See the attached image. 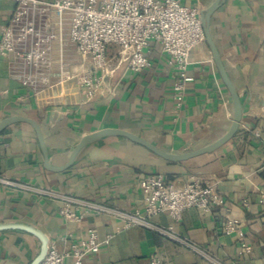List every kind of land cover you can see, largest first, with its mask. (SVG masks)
<instances>
[{
    "label": "crops",
    "instance_id": "obj_1",
    "mask_svg": "<svg viewBox=\"0 0 264 264\" xmlns=\"http://www.w3.org/2000/svg\"><path fill=\"white\" fill-rule=\"evenodd\" d=\"M51 1V0H42ZM164 1V0H159ZM216 0H181L201 14ZM15 10L12 1L0 2V29ZM211 37L242 105V120L234 138L217 151L183 163L168 162L131 141L108 137L87 146L64 172L45 168L36 133L17 123L0 134V179L30 189L0 183V224L25 223L42 230L60 251L87 238L90 229L100 239L112 236L86 264H214L176 241L145 227L124 228L112 214L87 213L81 222L59 214L64 197H77L111 209L143 211L142 179L161 174L175 186L191 177L219 183L225 199L212 213L195 209L179 221L168 214L155 217L158 227L208 252L220 264H264V208L258 194L264 190V0H224L210 19ZM118 46L107 55L117 60ZM152 67L135 74L127 63L110 79V88L91 101L73 84L33 96L11 76L9 63L0 58V122L14 116L36 121L43 132L50 163L61 167L82 137L102 129L133 133L169 153L201 149L231 127L234 106L205 42L192 53L185 102L176 106L174 67L157 42L146 49ZM47 191L39 194L33 191ZM247 199L248 206L242 202ZM242 220L253 250L242 255L235 236L225 235L226 216ZM40 241L25 232H0V264H30Z\"/></svg>",
    "mask_w": 264,
    "mask_h": 264
},
{
    "label": "built area",
    "instance_id": "obj_2",
    "mask_svg": "<svg viewBox=\"0 0 264 264\" xmlns=\"http://www.w3.org/2000/svg\"><path fill=\"white\" fill-rule=\"evenodd\" d=\"M15 3L7 25L0 29V58L9 63L11 76L32 93L41 96L73 84L85 97L93 100L105 91L113 93L110 79L119 66L135 74L152 67L146 49L157 42L174 67L173 85L176 106L185 102L186 87L193 81L188 75L193 51L206 42L200 10L184 6L181 0H0ZM110 45L118 46L117 60L108 57ZM0 183L30 189L8 179ZM219 183L191 177L181 186L170 183L164 175L151 174L142 179L143 211L111 209L104 205L64 197L59 214L70 222H81L87 213L112 214L124 228L145 227L176 241L197 255L220 264L208 252L175 235L173 228L164 229L153 220L168 214L179 221L185 211L195 209L212 213L223 207ZM39 194L47 191L31 188ZM243 206L249 202L244 199ZM264 208V190L258 194ZM242 220L228 215L223 224L225 235L235 236L241 254H250ZM112 236L100 239L96 229L87 238L72 242L60 251L55 244L40 264H86L89 256L98 254ZM151 264H160L152 258Z\"/></svg>",
    "mask_w": 264,
    "mask_h": 264
},
{
    "label": "water",
    "instance_id": "obj_3",
    "mask_svg": "<svg viewBox=\"0 0 264 264\" xmlns=\"http://www.w3.org/2000/svg\"><path fill=\"white\" fill-rule=\"evenodd\" d=\"M224 2V0H216L215 3L210 6L207 10H205L202 14H201V20H202V25H203V30H204V34H205V38H206V43L209 46L211 53H212V57H213V61L218 69V72L220 74V77L224 83V85L226 86L230 96H231V100L234 106V118L231 124L230 129L228 130V132L222 136L221 138H219L218 140H216L215 142L201 148V149H197V150H188L186 152L183 153H178V154H174V153H169L166 151H163L159 148H157L155 145H153L152 143H150L149 141L133 134L130 133L128 131L125 130H121V129H102L100 131H96L94 133H91L89 135H86L84 137L81 138V140L76 144V146L74 147L70 159L68 161L67 164L61 166V167H55L50 163V158H49V154H48V150L46 147V143H45V138L42 132V129L40 127V125L34 121L33 119L27 118V117H22V116H14V117H10L7 118L3 121L0 122V134H2L8 127L17 124V123H24L29 125L30 127H32V129L34 130V132L36 133L39 145H40V149L43 153L44 159H45V168L49 171H53V172H64L66 170H68L69 168H71L78 155L90 144L100 140V139H104V138H108V137H118V138H124L127 139L129 141H131L132 143L138 144L144 148H146L148 151H150L152 154L168 161L171 163H183L185 161H188L190 159L205 155V154H209V153H213L215 151H217L218 149H220L221 147H223L225 144H227L229 141H231L234 136L236 135V133L238 132V129L240 127V123L242 120V105L240 103V98L239 95L235 89V87L233 86L227 72L226 69L224 67V64L222 62V59L220 57V54L218 52V49L211 37V33H210V19L211 16L213 15V13L222 5V3ZM21 231V232H25L28 233L34 237H36L39 241H40V249H39V253L37 254V256L33 259V261L30 264H40L46 257L48 251H49V238L48 236L40 229L25 224V223H1L0 224V232L1 231Z\"/></svg>",
    "mask_w": 264,
    "mask_h": 264
}]
</instances>
